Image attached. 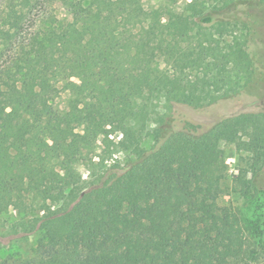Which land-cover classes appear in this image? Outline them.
I'll return each mask as SVG.
<instances>
[{
  "label": "trees",
  "instance_id": "trees-1",
  "mask_svg": "<svg viewBox=\"0 0 264 264\" xmlns=\"http://www.w3.org/2000/svg\"><path fill=\"white\" fill-rule=\"evenodd\" d=\"M42 1L7 0L0 23V59H10L0 70V209L41 212L24 223L39 234V259L25 264L259 260L264 218L246 260L239 216L219 201L225 143L245 153L233 190L247 196L253 188L264 208L255 183L264 174V111L204 132L169 119L176 104L202 109L250 83L255 66L231 26L238 20L204 12L197 0L184 8L162 0L145 16L143 0H60L71 20L56 21V34L45 31L51 38L35 48L25 27ZM62 93L65 109L56 102ZM102 125L121 134L123 165L88 157ZM80 161L90 165L87 183L69 171Z\"/></svg>",
  "mask_w": 264,
  "mask_h": 264
},
{
  "label": "rangeland",
  "instance_id": "rangeland-1",
  "mask_svg": "<svg viewBox=\"0 0 264 264\" xmlns=\"http://www.w3.org/2000/svg\"><path fill=\"white\" fill-rule=\"evenodd\" d=\"M162 0H143L138 9V14L145 16L154 7H158ZM195 0H179L178 6L184 8ZM7 0H0V23L4 13ZM202 3L206 11L216 12L215 15L222 19L238 20L232 22L233 31L241 35L247 41L248 51L254 61V74L247 87L238 95L220 100L214 105L202 109H195L187 105L176 104L173 106L170 121L175 128H182L186 122L199 125V132L210 129L219 120L239 114L256 113L264 111V0H197ZM191 13V10L188 11ZM61 19L71 20V16L61 5L60 0H43L34 9L26 23V45H33L35 48L44 37L45 31L53 29L56 34V21ZM10 59H0V70ZM68 93H62L56 100L57 105L65 109ZM164 112V109L160 110ZM151 129L155 126L152 123ZM102 133L99 135L93 151L88 157L93 158L97 164L104 160L106 166L123 165L129 156L118 147L121 139L120 133H111L110 127L101 126ZM151 139H146L142 146L149 148ZM225 153L226 168L225 184L226 192L220 199V204L229 206L239 216L240 222L245 230L246 246L244 258L249 260L253 249L256 248V229L261 225L264 218V208L260 202V195L252 188L247 196L233 190L234 181L240 175L241 169L246 167L245 153L242 155L234 145H222ZM87 163V164H86ZM86 162H76L69 166V171L82 176V180L89 181L90 165ZM91 167L93 168L94 165ZM95 169V168H93ZM250 178V176H248ZM259 188H264V174L255 178ZM87 185L76 187L78 191ZM238 186V184H237ZM41 212L30 213L18 212L11 205L3 206L0 209V261L7 260L9 264H25L27 261L38 260L39 256L35 251L38 233H27L24 230V223H27ZM260 258L253 264H264V247L260 249Z\"/></svg>",
  "mask_w": 264,
  "mask_h": 264
}]
</instances>
